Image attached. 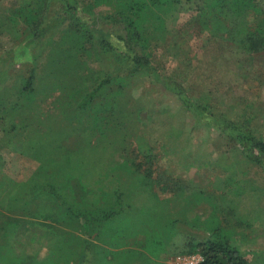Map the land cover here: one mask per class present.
<instances>
[{"label": "trees", "instance_id": "obj_1", "mask_svg": "<svg viewBox=\"0 0 264 264\" xmlns=\"http://www.w3.org/2000/svg\"><path fill=\"white\" fill-rule=\"evenodd\" d=\"M2 6L0 29L6 27L13 47L0 51V122L8 135H13L15 148L39 166L28 183L0 179L1 264H19L21 260L27 264H90L93 252L98 253L84 237L91 229L101 234L108 229L116 232L110 239L115 247L123 245L128 232L137 239L136 244L143 241L164 252L172 250L178 238L185 252L201 255L199 264H251L232 244V230L219 218L222 207L215 206L204 221L200 216L189 218L188 211L212 201V194L197 187L186 195L190 187L179 179L172 183L181 199H160L151 192L156 183L152 171L143 170V162L136 165L127 159L136 151L135 158L143 156L150 161L155 157L154 147L145 139L137 142V149L132 146L135 131L128 127L136 124V118L129 111L131 101L126 98L123 102L120 97L138 79L150 78L174 94L191 115L210 120L203 122L232 142L235 152L264 168V134L250 120L215 112L205 97H193L189 92L185 72L166 71L155 61L157 53L176 59L183 52L180 45L188 39L176 26L185 13L192 14L187 25L193 34L241 54L264 53V8L258 0H20L15 6ZM23 55L29 56L31 69L18 76L16 88L9 83L13 79L10 72L17 64L16 57ZM42 58L44 65L39 63ZM42 102L53 109L41 113L39 119L37 109L43 107ZM59 116L61 121H81L86 127L79 123L83 128L73 141L72 136L79 132L76 128L71 129L75 132L60 131L43 124L56 122ZM90 150L102 151L105 156L113 151L126 154L123 162L116 163L119 171L131 175V187L126 191L107 187L104 177L118 171L98 174L108 165L96 162ZM120 176L111 173V181ZM91 179L96 183L94 189L90 188ZM22 187L30 188L29 198L14 190ZM141 192L148 194L143 196L149 201L142 208L134 200ZM177 203L179 210H175ZM19 211L25 217L14 216ZM24 223L53 234L55 242L47 244L50 251L44 259L6 255L13 252L6 244L11 242L16 225ZM80 228L84 236L73 232ZM100 249L105 264H111V257L118 254ZM140 255L141 260L134 264H152L146 254ZM119 259L115 264L125 263Z\"/></svg>", "mask_w": 264, "mask_h": 264}, {"label": "rangeland", "instance_id": "obj_2", "mask_svg": "<svg viewBox=\"0 0 264 264\" xmlns=\"http://www.w3.org/2000/svg\"><path fill=\"white\" fill-rule=\"evenodd\" d=\"M19 1L0 0V7L2 9L3 4L12 7ZM258 3L264 8V0H258ZM191 16L190 13L183 14L176 26L181 36L188 39L184 42L185 45H180L183 52L176 59L157 53L156 65L166 71H175L176 74L185 72L188 75L187 86L193 97H205L215 112L223 111L230 117L238 116L250 120L251 125L264 134V53L241 54L236 50L220 47L211 40L208 41L206 36L193 34L191 26L187 25ZM7 33L6 27L0 29V44L3 46L0 51L5 52L13 47ZM31 49L34 51L33 48ZM27 52L29 53V50ZM28 58L27 55L16 57L17 64L10 72L13 79L9 83L16 88L18 76L26 75L31 69ZM39 63L44 65V59L39 60ZM96 66L99 69V65ZM128 90L120 98H124L123 102H127L126 98H128L131 104L135 105L129 104V111L131 113L133 111V118H136V124H131L133 128L128 127L135 131L132 146L137 149V142L145 139L154 147L153 156L155 157L150 161L143 159V156L135 158L138 154L135 151L128 154L127 161L131 159L136 165L143 162L142 169L152 171L153 180L156 182L153 187L156 186L152 187L151 192L158 194L160 199H181L174 191L172 183L173 179H179L190 187L186 189V195L197 187L212 194L214 196L212 201H204L203 204L199 203L200 205L193 203L199 206L188 211L189 218L193 220L196 216H200L204 221L209 218L215 206L222 207L219 218L225 222L223 225L232 230V244L241 250L251 264H264V168L249 163L242 153L235 152L232 142L220 136L213 126L203 122L210 120L207 118L200 120L191 115L181 106L174 94L165 91L150 78L138 79ZM43 104L44 102L41 103ZM50 107L53 109V106L49 104L39 107L38 118L40 119L41 113L46 115ZM56 119V122L44 121L43 124L46 128L52 127V130L60 129V131L64 128L67 130L76 128L79 132H76L78 134L75 133L71 140L81 133L83 127H86L81 121H61V116ZM2 125L4 123L0 122V153L2 155L0 179L28 183L39 163L15 148L17 144L12 140L13 135H8L5 132L6 126L2 127ZM49 134L51 136L52 132ZM102 142L104 141L99 142V145ZM90 153L96 155L94 160L101 165L107 162L106 170L98 174L116 170L122 175V178L120 176L117 181L114 179L111 181V173L118 172L108 173V177H104V184L107 187H120L125 191L131 187L128 185L131 175L122 170L119 171L120 168L116 163L123 162L126 154L113 151L105 156L102 151L96 150H90ZM129 166L133 170L132 165L129 164ZM92 181L94 179L89 182L92 184L90 188L94 189L96 183L93 184ZM166 181L167 184H165ZM164 187H167L166 191L162 190ZM14 190L22 191L25 197L30 196V188L22 187L14 188ZM134 192H136L135 189ZM146 194L141 192L134 195L136 206L142 208L149 202L146 198L148 194ZM179 209L180 205L177 203L175 210ZM170 211L172 212L173 209ZM21 212L15 213L14 216L18 214V217H25ZM16 230L11 242L6 244V247L11 248L13 252L6 255L21 258L37 256L40 260L48 256L50 250L47 247L55 242L53 234H49L48 229L38 226L30 228L24 223L16 225ZM73 232L84 236L81 228ZM115 233L108 229L101 234L91 229V233L84 236L91 240L98 251L97 254L93 252L90 264H105V255L100 248L114 254L118 253L116 257H111L109 261L111 264L119 262V257L122 258V262H125L123 264H134L142 257L140 253L151 258L152 264H199L203 260L198 253L185 252L187 250H184L182 239L178 241L176 238V244L172 250L164 252L163 249L152 248L143 241H140L142 245L139 246L140 242L136 244L137 239L134 236L131 237L129 232L123 236L125 237L123 245L115 247L110 242L111 236ZM47 244L50 245L47 246ZM77 248L79 249L78 246ZM78 257L79 255H76V258ZM19 264L27 263L21 260Z\"/></svg>", "mask_w": 264, "mask_h": 264}]
</instances>
